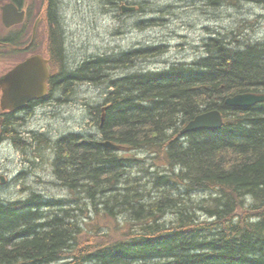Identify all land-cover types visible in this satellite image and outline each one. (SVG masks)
Instances as JSON below:
<instances>
[{"label":"trees","instance_id":"16d2710c","mask_svg":"<svg viewBox=\"0 0 264 264\" xmlns=\"http://www.w3.org/2000/svg\"><path fill=\"white\" fill-rule=\"evenodd\" d=\"M51 33L53 58L61 62V40ZM203 50L191 65L110 81L101 125L100 107L92 108L99 140L70 133L49 144L59 185L84 200L75 201L80 213L36 195L0 203V264H264V103L225 105L235 94L264 92V42L215 35ZM156 54L135 49L87 59L55 77L54 90L70 95L71 84H98ZM212 109L222 115L220 129L180 135ZM9 126L3 131L24 148L29 138ZM125 149L143 152L149 168ZM149 188L157 194L144 196ZM95 217L96 225L82 224Z\"/></svg>","mask_w":264,"mask_h":264},{"label":"rangeland","instance_id":"374dc122","mask_svg":"<svg viewBox=\"0 0 264 264\" xmlns=\"http://www.w3.org/2000/svg\"><path fill=\"white\" fill-rule=\"evenodd\" d=\"M121 2L137 6V10L129 13L119 9L115 12L109 10V7L115 9ZM42 4L43 0H27L28 8L37 17L29 25L23 47L30 40L31 26L40 15ZM206 4L205 0H119L117 3L115 0H57L53 23L56 37L60 38L64 50L62 55L65 57L61 59V64L65 73L74 69L73 66L103 54L116 57L135 49L159 47L158 53L137 59L130 69L111 71L106 80L98 84H71L73 91L70 95L53 92L52 103L27 116V121L23 120L22 132L29 141H26L24 148L18 144L0 146V176L4 179V183L0 180V203L23 202L36 195L47 201H62L79 215L75 201L80 204L84 200L75 198L74 193L59 185L53 172V149L49 144L70 133L91 136L96 141L101 138L94 124L99 117L92 116V108L104 106L110 81L134 73L163 71L179 63H195L204 56V42L214 34L235 38L243 44L264 42V4L258 0H219L213 7ZM6 32L0 23V36ZM45 43V26L41 21L34 48L47 58ZM32 53L23 52V55L13 54L7 58L0 54V76L22 56L24 58ZM99 123L101 125V119ZM33 136L37 143L32 141ZM42 139L47 146H40ZM124 152L135 159L140 158L148 167L150 160L143 152L126 149ZM135 168L138 169H130ZM142 175L143 182L150 179L148 173L136 176ZM148 193L152 197L157 194L150 188L144 191V196H148ZM80 206L83 208V204ZM83 210L85 213L86 209ZM81 216L85 217V214ZM97 219L99 217L82 224L94 226L98 223ZM170 219L169 215L166 220ZM120 221L124 219L121 217Z\"/></svg>","mask_w":264,"mask_h":264},{"label":"water","instance_id":"95a60500","mask_svg":"<svg viewBox=\"0 0 264 264\" xmlns=\"http://www.w3.org/2000/svg\"><path fill=\"white\" fill-rule=\"evenodd\" d=\"M12 8L14 7L11 5H5L2 8V22L6 27L11 26L15 22L13 17L18 16L22 19V16H24V13L16 15L15 11H11ZM45 64L46 60L41 56H33L0 79L3 91L2 109L19 108L26 102L34 98H41L44 95L46 91L45 81L48 77ZM257 103H264V95H237L233 98H227L225 104L249 108ZM221 120L220 112L214 110L209 114L198 116L195 121H191L184 132L212 129L220 125Z\"/></svg>","mask_w":264,"mask_h":264},{"label":"flooded vegetation","instance_id":"af4514ba","mask_svg":"<svg viewBox=\"0 0 264 264\" xmlns=\"http://www.w3.org/2000/svg\"><path fill=\"white\" fill-rule=\"evenodd\" d=\"M6 2L4 3H8V2H12L18 9L19 12L23 11V0H20L19 2H16L14 0H4ZM207 2V6L210 7L213 5H217V4H212L209 2V0H205ZM56 4L57 6V0H43V4H42V8H41V12L40 15L38 16L39 19V23L42 21L44 23L45 28H47V31L45 29V32H48V38H51V32L55 29L54 28V24L53 20L54 17L51 16V14L53 15V5ZM112 4V3H110ZM120 4V3H119ZM52 6V8H51ZM116 6V5H115ZM122 6H126V7H134L137 10V6L134 5H128L124 2H121V4L119 6H117L115 9L109 7V10L112 12L115 11H119L122 10L121 12H126L124 9H122ZM57 8V7H56ZM119 9V10H117ZM29 14V17H31L32 11L31 8L26 5L25 8V15ZM34 25V23H33ZM53 25V26H51ZM13 31H14V39L12 45H6V48L4 51H0V53H4V55L8 56V55H13V54H22L23 55V24H19V25H15L12 27ZM9 41H12V37L9 38ZM52 41V38H51ZM5 45L0 44V49H2ZM55 46L51 48V52L55 54L54 52ZM23 61V56L22 58L16 62V64L20 63ZM15 64V65H16ZM68 73V72H66ZM51 82V91L50 88L48 89V95L47 97H45L42 100H35L30 102L29 104H27L24 108L20 109V110H16L13 112H7V113H3L0 110V146L4 145V144H12L13 146H16L17 144H15V141L13 142V140L8 136L7 133H5L4 130V124L6 121H8V123L10 124L9 126V130H12V134L16 135L18 134L20 138H23V120L27 121V116L30 113L35 112L37 109L48 106L50 103L53 102V98H54V94L52 93V91H54L55 93L58 92L59 90H54V86H53V79L50 81ZM50 83H48L49 86ZM50 87V86H49ZM0 100H1V89H0ZM18 126L20 127V129H18ZM16 137V136H15ZM15 139V138H14ZM14 143V144H13ZM15 148V147H14ZM1 176H0V180H1Z\"/></svg>","mask_w":264,"mask_h":264},{"label":"bare ground","instance_id":"6f19581e","mask_svg":"<svg viewBox=\"0 0 264 264\" xmlns=\"http://www.w3.org/2000/svg\"><path fill=\"white\" fill-rule=\"evenodd\" d=\"M122 9H124L127 13H129V12H132V11H135L136 10V8H134V7H131V6H129V7H122ZM211 36H215V34L214 35H211ZM158 49H159V47H157V48H152V49H150V50H152V53L153 52H157L158 53ZM64 54V53H63ZM202 58V57H201ZM179 64H184V63H179ZM176 65V64H175ZM191 65V64H190ZM169 68V67H168ZM165 70V69H164ZM158 72H160V71H158ZM55 93V92H54ZM57 94V93H56ZM243 94H246V93H243ZM237 95H242V94H235L234 96H231V98H233V97H235V96H237ZM56 97H58V96H56ZM229 98V97H228ZM225 103H226V100H225ZM226 105V104H225ZM226 106H228V107H231V108H244V107H242V106H238V105H226ZM108 107H109V104H106L105 103V101H104V106H100V119H101V124L104 122V118H105V113H106V110L108 109ZM215 109H212V110H209V111H205V112H202L201 114H199V115H197V116H195L192 120H190V121H188L181 129H180V135L181 136H184V135H186V134H190V133H196V132H200V131H214V130H218V129H220L221 128V126L223 125V118H222V120H221V124L220 125H218L217 127H215V128H212V129H201V130H198V131H192V132H188V133H186V132H184V130H185V128H186V126L191 122V121H195V119L198 117V116H200V115H206V114H209V113H211L212 111H214ZM34 113V112H33ZM33 113H30V115L29 116H31ZM221 114V113H220ZM28 116V117H29ZM221 117H222V115H221ZM74 134H76V133H74ZM98 144L101 146V147H104V148H107V149H110V150H113V151H116V150H119V146L118 145H116V144H114V143H112V142H110V141H100V142H98ZM20 150V149H19ZM2 177V176H1ZM1 183H4V179H2L1 178ZM167 193V192H166ZM173 193V192H172ZM169 194V193H168ZM161 195V194H160ZM172 195V194H171ZM128 219V218H127ZM122 220V219H121Z\"/></svg>","mask_w":264,"mask_h":264}]
</instances>
